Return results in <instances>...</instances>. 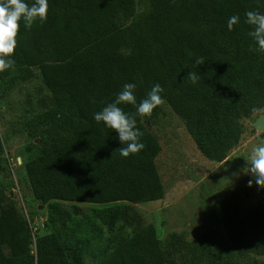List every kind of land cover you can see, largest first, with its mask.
I'll return each instance as SVG.
<instances>
[{"label":"trees","instance_id":"trees-1","mask_svg":"<svg viewBox=\"0 0 264 264\" xmlns=\"http://www.w3.org/2000/svg\"><path fill=\"white\" fill-rule=\"evenodd\" d=\"M246 11L264 13V0H48L44 21L29 28L20 22L14 63L0 72V84L10 88L39 70L36 95L45 108L23 121L39 141L24 163L31 197L9 196L0 185V264H83L78 240L58 230L35 235L30 209L40 213L46 204L44 224L64 225L69 215L58 202L106 204L95 211L113 232L108 246L115 250L142 227L127 203L164 197L161 146L146 123L154 109L140 116L132 104L120 105L144 133V148L128 157L120 155L114 130L93 119L125 83L135 85L137 103L159 83L200 152L226 157L244 131L240 118L264 108V51L248 35ZM231 15L240 20L229 31ZM189 71L199 77L195 84ZM259 136L264 141V131ZM1 137L0 172L10 158ZM256 200L243 214L227 209L224 240L212 229L190 240L173 231L158 239L154 262L133 254L130 264H264V188Z\"/></svg>","mask_w":264,"mask_h":264},{"label":"rangeland","instance_id":"rangeland-1","mask_svg":"<svg viewBox=\"0 0 264 264\" xmlns=\"http://www.w3.org/2000/svg\"><path fill=\"white\" fill-rule=\"evenodd\" d=\"M40 77L36 70L34 77L10 88L0 84V135L5 154L11 158L8 170L0 172V185L3 192L12 197L17 192L24 198H30L32 194L24 163L37 153L39 141L26 134L23 121L45 108L39 101L42 97L36 95L41 86ZM154 111V116L146 123L161 146L156 164L165 192L158 200L126 202L140 217V231L130 234L113 250L108 246L113 232L95 211L106 204L58 202L60 213L69 215L64 225L60 222L44 224L49 210L46 204L39 206L40 213L30 209L35 235L58 230L63 239L71 243L78 240L83 264H130L133 254L154 262L158 239L162 241L173 231L184 232L190 240L199 239L203 232L212 229L219 239H225L227 209L237 208L243 214L257 201L259 186L255 183L248 186L251 177L244 168L252 148L263 141L253 121L264 113V108L240 118L244 127L241 138L220 161L209 159L200 152L186 122L165 101ZM76 208L78 213L73 212ZM122 230L119 233H126V228Z\"/></svg>","mask_w":264,"mask_h":264},{"label":"clouds","instance_id":"clouds-1","mask_svg":"<svg viewBox=\"0 0 264 264\" xmlns=\"http://www.w3.org/2000/svg\"><path fill=\"white\" fill-rule=\"evenodd\" d=\"M48 0H0V72L10 68L14 61L10 58L14 52L17 41V31L22 21L25 28H29L37 20L44 21L47 18ZM244 23L253 26L248 35L254 39L258 48L264 51V13L258 11H246ZM240 20L238 15L228 17L226 23L229 31ZM199 63V61H197ZM187 79L193 84L199 79L197 73L189 71ZM135 85L125 83L116 94L115 99L106 104L100 111L93 114V119L103 122L106 128L114 130L119 141V153L122 157H128L144 148L141 138L144 133L137 127L135 114L125 112L120 105L132 104L136 113L140 116H150L154 108L163 102L161 93L164 91L159 83L151 86L146 97L137 103L134 95ZM258 109L253 108L255 114ZM247 169V171H245ZM244 171L250 175L248 186L255 185L264 188V141L251 150L246 159Z\"/></svg>","mask_w":264,"mask_h":264},{"label":"water","instance_id":"water-1","mask_svg":"<svg viewBox=\"0 0 264 264\" xmlns=\"http://www.w3.org/2000/svg\"><path fill=\"white\" fill-rule=\"evenodd\" d=\"M253 126L258 131H264V113H260L253 121Z\"/></svg>","mask_w":264,"mask_h":264},{"label":"built area","instance_id":"built-area-1","mask_svg":"<svg viewBox=\"0 0 264 264\" xmlns=\"http://www.w3.org/2000/svg\"><path fill=\"white\" fill-rule=\"evenodd\" d=\"M9 159H11V158H9ZM19 193V192H18ZM22 201V200H21ZM23 206H24V204H23ZM24 211H25V214H26V216L28 217V219L30 220V216H29V213H28V211L26 210V207L24 206Z\"/></svg>","mask_w":264,"mask_h":264}]
</instances>
